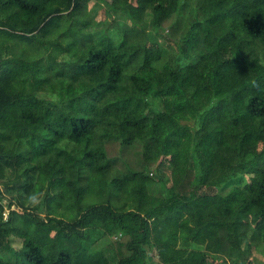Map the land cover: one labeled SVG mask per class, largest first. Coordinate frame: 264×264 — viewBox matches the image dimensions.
Listing matches in <instances>:
<instances>
[{"label":"trees","instance_id":"trees-1","mask_svg":"<svg viewBox=\"0 0 264 264\" xmlns=\"http://www.w3.org/2000/svg\"><path fill=\"white\" fill-rule=\"evenodd\" d=\"M89 2L0 0V264H208L264 242V0L106 1L125 17L100 31ZM109 139L156 167L120 172Z\"/></svg>","mask_w":264,"mask_h":264},{"label":"rangeland","instance_id":"rangeland-1","mask_svg":"<svg viewBox=\"0 0 264 264\" xmlns=\"http://www.w3.org/2000/svg\"><path fill=\"white\" fill-rule=\"evenodd\" d=\"M108 3H113L114 0H106ZM105 0H90L89 8L94 19L93 31L103 30L110 21L116 17L124 18V13L122 10H113ZM130 8V12L133 16L137 18L142 17L143 10V0H122ZM121 2H118L120 4ZM184 13V12H183ZM149 16V9H146L144 16ZM99 28V29H98ZM168 30H166L167 32ZM151 56L153 58H166L170 53L176 51V44L173 39H166L164 36L158 38V42L153 43ZM34 91L38 95L46 98L54 97L53 94L47 93L41 87L29 86L27 92ZM106 149L108 156L112 159L113 166L115 169L120 172H127L129 170H141L146 168H155L156 163L146 165V162L142 158L141 147L137 144L133 146H123L118 139H109L106 142ZM150 174L155 177V180L151 182L150 189L152 192L159 194L160 193V183L156 180H159L160 177H168L170 175L169 166H161L159 169L152 171ZM251 179L246 178L244 175H239L230 180V185H249ZM227 188L222 187L219 191H225ZM218 191V189H216ZM113 237L106 236L102 239H97L94 244L90 246L89 251L91 253L97 252L101 247L110 242ZM16 245H21V240H15ZM163 262L156 261L155 264H168L171 259L167 251H163L161 254ZM11 259H14L11 257ZM252 260L255 264H264V242L255 241L250 239V236L244 235L242 242L238 244L235 239H233V249L230 254L223 253H214L210 252L208 257V264H247L248 261ZM160 262V263H158Z\"/></svg>","mask_w":264,"mask_h":264}]
</instances>
